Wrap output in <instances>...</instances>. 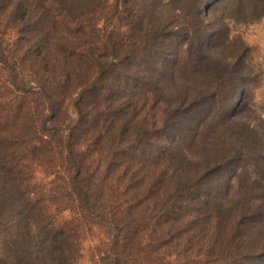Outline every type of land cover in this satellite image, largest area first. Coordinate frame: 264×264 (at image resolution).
Listing matches in <instances>:
<instances>
[{"label":"trees","instance_id":"1","mask_svg":"<svg viewBox=\"0 0 264 264\" xmlns=\"http://www.w3.org/2000/svg\"><path fill=\"white\" fill-rule=\"evenodd\" d=\"M6 1V23L0 19L1 35L8 44H0V223L10 237L2 240V246L11 258L4 264H63L67 260L59 249L66 243L57 238L60 230L66 235V226L57 228L48 214L49 198L37 186L40 168L50 178L53 202L67 198L65 208L109 231L115 248L106 256L114 264H140V256L149 264H174L172 252L163 249H169L175 237L168 232L182 221L171 213L186 203L200 211L202 205L209 208L201 214L208 222L200 218L196 223L207 236L187 231L184 238L193 245L203 241L199 246L214 257L207 264H264V201L254 196L258 185V191L264 192V145L256 146L249 137L264 135L246 113L253 98L252 78L243 72L247 52L235 60H220L230 67V74L218 76V84L229 87L226 94L186 86L183 106L174 111L180 119L173 121L172 130L168 126L144 130L146 138L150 133L153 137V131L158 134L154 145L136 140L134 131L140 101L151 98L145 94L157 98L166 94V72L177 63H170L169 53H164L170 44L178 43L177 56L183 51V60L192 57L199 67L213 66L212 60L221 58L217 38L228 33V45L231 39L218 8L232 0H144V14L155 13L156 23L147 20L138 29L132 23L133 28L118 35L102 32L100 0L92 2L90 9L79 5L80 0ZM133 2L117 0L122 6ZM169 10L184 12L179 24L183 32L177 24L181 15L161 21ZM189 16L196 22L187 23ZM157 30L166 35L160 41L162 53L156 54L152 46ZM207 118L216 124L213 134L224 142L219 150L225 153H214L216 160L207 159L200 170L182 175L179 167H169L174 164L170 149L199 135ZM241 133L249 144L233 148V135ZM124 135L131 137L126 140ZM151 145L157 155L145 152L137 157L135 151L141 153ZM250 156L260 162L259 175L247 173L243 162ZM183 158L190 161L185 152ZM143 161L140 191L134 178L137 163ZM235 165L240 172L231 171ZM243 173L255 184L242 187L244 195L232 192L236 177ZM156 184L160 191H170L158 200L164 205L152 213L157 218L153 226L158 229H152L157 236L151 230L147 246L135 250L131 240L139 235L140 217L127 222L124 203L134 204ZM235 194L243 198L251 194L240 214ZM179 238L183 241V233Z\"/></svg>","mask_w":264,"mask_h":264},{"label":"rangeland","instance_id":"2","mask_svg":"<svg viewBox=\"0 0 264 264\" xmlns=\"http://www.w3.org/2000/svg\"><path fill=\"white\" fill-rule=\"evenodd\" d=\"M94 1L98 0H80L78 4L83 6L85 9H90L92 8V2ZM129 3H127L126 6H122V3H117V0H100L99 5L102 8V20L100 25L103 33L107 34V32L109 33L114 31L112 34L118 35V33L124 32L127 28H133L132 23L136 24V29L141 27L147 20L152 21L154 24L156 23L155 17L157 16L155 13L152 15V12L149 11L146 15L144 14L142 9V5L144 6L145 3L144 0H134V2L128 6ZM7 4L6 0H0V19H2V24L6 23L5 10ZM242 6L247 8L244 9ZM218 13L220 20L228 26L230 32L229 38L231 39V42L228 45L225 38L228 33L224 35L220 34L217 38V52L220 54L221 58L216 55L218 61L212 60V62H216L215 65L205 66L202 64L201 67H199L197 63L195 65L192 57L188 56L183 60V51L179 57L177 56L178 51L181 48L177 45L178 43L173 46L170 44V46L165 49L164 53H169L167 58H169L168 61L170 63H173L176 60L177 63L172 70L166 72V94L164 96L160 95L159 98L154 95L149 96V94H145L147 97L151 98L145 100L143 103L141 101L140 103L138 102L139 106H141V111L139 112L138 121L134 126L136 140L139 138L143 144L147 142L153 144L156 140H158V134L153 131V137L152 133H150L149 138H146L147 135L144 136V130L149 129L151 131L154 127L164 128L165 126H168L169 130H172V127L175 125H173V121L180 119L174 111L178 105L181 104L183 106V96H185L186 86H192L202 92L215 91L226 94L229 87L218 84V76L230 74V67L227 66V63L220 62V60L228 57L231 60H235L239 54L245 52H247V55L243 72L247 77L252 78L251 82L253 89V98L249 104L251 109L249 108L246 113L250 115V120H252L253 124L258 127V130H260V132L264 135V0H232L226 5H221L220 9L218 8ZM177 14L181 15V20H177V24L179 25L180 23H183V11L174 13V11L169 10L168 12H164L160 19L161 21L164 19L168 20L170 16H175ZM188 22L194 23L196 22V19L189 16L187 17V23ZM164 23L165 22H162V24ZM178 28L182 31L183 25H179ZM162 29L164 28L162 27ZM2 30L3 29H0V38H2L0 44L2 43L3 45H8L5 39L6 37H4L5 35H1ZM124 34L125 36H129L128 32ZM164 35H166V33L163 34L158 31V33L154 36L152 47H154L156 54L159 52L162 53L163 51L160 41L163 39L162 36ZM178 41L182 40L179 39ZM221 42H223V44H227V46L222 47ZM1 54L2 53L0 52V55ZM248 82L249 80L247 83ZM192 91L194 92L193 89ZM207 116L208 114L205 118ZM181 119H183V117ZM207 120V125L200 130V134L193 140L191 139L189 143H183L178 147L173 146L170 149L175 165L170 163L169 167L171 166L173 169L179 167L182 175L185 173V176H189L195 171L200 170L202 165L206 163L207 159L216 160L217 157L214 153H225L224 149L219 150L220 146H222L224 142L222 140H218V137L213 134V131L215 130L214 126L216 124L212 125L210 122L211 119L209 118H207ZM18 132L23 133V129L19 128ZM128 137H131V135H124L123 139L128 140ZM245 137L247 136L242 135V133L237 134L236 136L233 135V148L239 147L240 145L243 146L244 144L246 145L247 143L249 144L250 141H245ZM249 137L254 140L253 143H255L256 146L257 144L264 145L263 136V139L254 134L249 135ZM137 144H139V141ZM153 148L154 146L151 145L145 151H141V153H138V151L135 152L137 153V157H144L147 154L155 156L157 153L153 150ZM150 149H152L153 152ZM184 152L186 153V158L190 159V161L184 160ZM19 156L22 157L23 152H19ZM252 158L253 157L250 156V159L243 162V164L247 167V173L250 174V172H252L254 175H259L258 172L260 169V162L258 161L257 163L255 159ZM137 164L135 172L136 177L134 179L141 191L142 182L140 177L144 175V171H142V169L146 166H143L145 161ZM123 168L125 170V167ZM237 168L238 166L235 165L231 171L234 172ZM237 172L240 171L237 170ZM249 174L244 175L243 173L242 176L236 177L232 192H242L241 194L244 195L242 187L249 188L255 186V184H252V178ZM37 176L38 183H40H37L38 188L41 192L42 189L45 190V196L49 198L48 204L50 211H48V214L52 215L57 228L66 226V228H64L67 230L65 236L61 230L57 234V238L66 243H62L59 248L60 251L65 253L67 257V260L63 264H114L112 259H109L106 256L109 254L108 252L111 254L113 252V248H115L114 242L113 244L111 242V235L109 231L102 225L98 224L97 221L93 222L86 215L79 218L77 217L75 211L65 208L63 202H65L67 198L64 197V200L61 197L57 199L58 201L53 202V198L51 196V186L49 185V176L43 172L42 168L39 169ZM258 186L255 188L257 190L255 191L254 196L261 197L264 201V192L258 191ZM152 189L146 196L141 197L140 199L138 196V200L135 201L134 204L124 203V208L126 209L125 212L126 215H128L127 222H131L134 219V216L142 218L140 219L138 217L139 224L137 225V229L139 231V235L136 239L131 240V244L135 250L140 247L144 249L149 242L148 234L155 230H152L153 228L158 229V227L153 226L154 221H156L157 218L152 213L159 211L158 205H164L162 203H158V200H160L164 194L166 195L170 193L169 188L160 191L161 188L158 187L157 184ZM134 191L136 190L134 189ZM133 194L134 192H132L131 195ZM243 195L235 194L236 198L234 202L238 205V207L236 206V212L239 214L241 213L240 210L248 207V200L251 196V194H246V197L243 198ZM135 197L137 198L136 194ZM176 206L177 205L173 208H176ZM202 209L203 211H200L196 207H192L186 203L185 205L182 204L176 212L171 213L176 218L182 219L181 222L176 223V227L174 226V228L171 229L172 231L168 232V234L171 232H174L175 234L169 249H163L167 253H170V251L172 252L170 255L174 264L179 263L178 261H181V264H207L208 261H212L214 259L213 254L207 256L206 249L199 246V242L202 243L203 241H199L198 243H195L196 245H193L192 243H187V241L184 240L185 233L187 231L189 233L196 232V236L198 237L202 234H206L207 236L208 232L203 233L205 230L198 228V225L196 224L200 218V220L208 222L209 218L203 217L201 214L209 208L202 205ZM226 219L227 218H224L223 222H226ZM182 233L183 241L179 238ZM152 236L156 237L157 233L154 231ZM7 238L10 239L9 235L6 234L0 223L1 264L7 263L11 258L10 252L5 253L2 246V240L5 241ZM201 238H203V236L200 237V239ZM208 239L209 241L211 240L210 238ZM212 247L213 244L211 243L209 245V249L212 250ZM57 254H59V252ZM172 261L170 263H172ZM139 262L140 264H149L148 260L144 256L139 257Z\"/></svg>","mask_w":264,"mask_h":264}]
</instances>
